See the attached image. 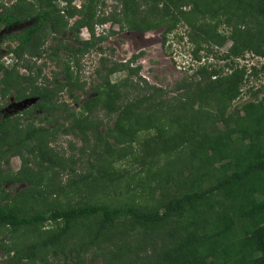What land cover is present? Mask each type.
Masks as SVG:
<instances>
[{"label": "rangeland", "instance_id": "rangeland-1", "mask_svg": "<svg viewBox=\"0 0 264 264\" xmlns=\"http://www.w3.org/2000/svg\"><path fill=\"white\" fill-rule=\"evenodd\" d=\"M134 2L140 5L136 11ZM11 3L23 5L20 16L26 15L28 10L24 5L28 4L22 3V0H0V11L5 12L3 6ZM163 3L165 5L166 1L52 0L51 8L57 15H52L51 19L58 18L66 24L58 33L45 30L34 36V43L28 46V50H40V56L23 53L17 57L8 48V45L12 47L17 43L16 38L10 36L20 34L34 23V18H23L9 26L0 25V89L4 94L0 93V121L8 119L0 127L4 143L13 141L16 123L21 117L24 125L33 122L34 125L48 127L35 148V154L22 146L12 149L11 153L5 151L0 156V169L9 178L1 185L0 198L5 195L20 215L47 211L52 206L62 208L86 202L108 203L110 206L133 204L161 210V204L166 199L182 191L183 184L179 180L185 178L188 181L191 177L188 171H196L193 164L197 160L190 159L192 142L170 151L159 150V145L164 143L151 141L156 128L145 124V104L139 117L138 109L128 110V103L152 91V85L162 89L157 91L162 98L170 99L169 104L163 105L162 111L171 108V112L168 111L163 118L167 124L166 136L171 137L176 133L175 129L179 131L181 127L178 122L184 120L196 121L198 133L193 139H198L204 131L214 133L233 127L237 115L243 114L249 102H264V57L251 51L237 56L228 54L231 24L239 21L240 6H227V19L222 14L211 17L204 13L202 1L195 9L191 5H182L176 13L169 15L164 14ZM151 5L156 6L153 14L142 11ZM143 15L147 18L144 24ZM79 19L83 21L77 23ZM150 22L153 26L147 27ZM134 24L143 28H131ZM88 25L93 27L95 35L93 48L73 56L61 51L55 58L48 56L51 48L61 43L74 47L78 40L90 39ZM99 46L101 50H98ZM23 59L27 60L28 66L21 64ZM114 63L116 69L107 74V65ZM203 65L207 66L206 73L216 69L222 74L231 67L244 68L238 96L222 103L219 97L212 100L193 93L190 95L193 91L190 88L188 102L179 108L177 99L180 96L183 99L185 94L184 89H178L177 85L192 77L198 79L197 69ZM38 68L41 69L39 74ZM15 72L21 75V80H15ZM54 79L69 80L71 89L56 84ZM106 80L115 85L113 93ZM44 93L48 97L44 98ZM75 97H78L77 101ZM25 99L41 101L43 109L34 111L36 117L32 118V114L26 117L25 114L17 115L19 109L3 110L7 103L12 101L20 105ZM27 101L21 110L33 104L29 105ZM50 107L55 108L50 117L42 118ZM108 110L109 113H106ZM222 110H225L227 121L214 114ZM72 122L86 127V139L82 138L83 135L64 130ZM96 130L103 134L101 142H96ZM148 138L151 144L147 148L143 141ZM104 141L111 145L112 151H104ZM6 156L8 163L4 161ZM199 165L201 173L204 168L201 163ZM41 225L44 235L57 230L52 221ZM89 227L95 229V223L91 222ZM165 227L168 228V224ZM156 229H142L124 219L82 251L80 260H66L61 249L66 253L68 248L92 237L88 225L80 220L55 247H49L48 262L146 264L151 253L148 242L164 235L165 228H160L159 232ZM8 234L6 228L0 227V264H44L39 256L13 262L2 248L18 247L29 239L33 240L32 227H23L6 236ZM52 248L58 250L57 254L52 252ZM206 264L216 263L209 259Z\"/></svg>", "mask_w": 264, "mask_h": 264}, {"label": "trees", "instance_id": "trees-1", "mask_svg": "<svg viewBox=\"0 0 264 264\" xmlns=\"http://www.w3.org/2000/svg\"><path fill=\"white\" fill-rule=\"evenodd\" d=\"M51 1L22 0V3L28 4L24 5L28 11L23 17L20 16V8L23 5L11 3L3 6L6 11H0V25L9 26L23 18H34L32 25L22 30L20 34L10 36V38H16L17 43L12 47L8 45V48L17 57H21L23 53L34 56L42 54L37 49L28 50V46L33 45L34 36L37 33L45 30L54 33L63 31L66 21L58 18L51 19L52 15H57L51 8ZM165 1L166 3L163 5L166 15L176 13V9L182 5H191V8L195 9L202 1L204 13H208L211 17L222 14L228 19L229 11L226 7L240 6L242 8L240 19L231 24L229 36L231 44L228 54L237 56L245 51H251L264 57V0ZM139 6L134 2V11ZM155 8L156 6L151 5L142 11L152 13ZM179 12L183 13L184 11L180 10ZM141 18L144 24L147 18L144 15ZM82 21L83 19H79L77 23ZM83 24L85 25V23ZM150 26H153V22L147 25V27ZM130 27L136 30L143 28L138 24ZM89 28L90 39L78 40L74 47H69L68 43H61L52 47L48 56L55 58L59 51L65 52L67 56H73L93 48L95 35L93 27L89 26ZM98 50H101L100 46ZM21 64L28 66L27 60ZM262 67L264 68V64ZM206 68L207 66L203 65L197 69L198 79L192 77L189 81L177 85L178 89H184L183 94H185L183 99L181 96L177 99V102L180 103L178 104L179 108L188 102L190 88L193 89L190 95L193 93L195 96L212 98V100L219 97L222 103L231 101L238 96L244 68L231 67L228 72L222 74L216 69L206 73ZM115 69L116 63L108 64L106 73L110 74ZM40 72L41 69L38 68L37 74ZM15 78L17 81L21 80V75L15 72ZM54 82L58 85H66L69 89L72 87V83L67 79L61 81L54 79ZM105 83L110 87V90L112 88L113 93L115 85H111L108 80ZM131 86L133 87L134 84ZM152 88L153 90L149 93L128 103V110L132 112L138 109L137 117H139L143 114L141 107L145 104L143 109L147 115L145 124L156 128V132L151 136V141L156 144L161 141L164 143L159 145V150L170 151L184 143L192 142L190 159L197 160L196 164H193L196 171L193 172L192 169L188 171L191 176L188 181H185V178L179 180L183 184L182 191L174 193L166 199L161 204V210H150L133 204L110 206L108 203L86 202L62 208L52 206L47 211L41 210L31 215H20L10 200L3 195L0 198V227H4L8 231L9 234L6 236H11L27 226L32 227V232L35 235L33 240L29 239L18 247L2 246L11 261L22 262L23 258L33 259L39 256L44 264H49L47 255L49 247H55L65 234L73 230L78 221L84 220L92 237L88 241L83 240L76 247L68 248L66 253L63 249L60 250L64 253L63 256L66 260L78 261L81 252L92 242L115 227L117 222L128 219L133 226H140L142 229L158 228L156 230L159 232L160 228H165L163 236L148 242L151 253L146 264H206L209 259H212L216 264H264V102H249L244 107L243 114L237 115L233 127H227V129L214 133L204 131L198 139H193L198 133L196 121L185 122L184 120L178 122V124L181 123V127L179 131L175 129L176 133L171 137L166 136L167 124L163 120L166 114L171 112V108L162 111L163 105L169 104L170 99H164L161 94L157 93L158 90H162L160 87L152 85ZM17 90L19 91L18 88ZM0 93L4 96L3 89H0ZM43 97H48V95L44 93ZM77 99L78 97L74 98L75 101ZM40 109H43V106L38 100L31 104V107L17 111V115L25 114L24 117H26L32 114L33 118L37 116L34 111H40ZM53 109L55 108H48L42 118L50 117ZM106 113H109V110ZM224 113L225 110H222L214 114L218 115L217 118L227 121V118H224ZM7 120V118H3L0 121V127ZM21 121L22 117L16 123V132L11 142L4 143L0 128V145L2 144L0 156L5 151L11 153L12 149H19L22 146H25L27 151L32 154L36 153L35 148L39 146L48 127L34 125L33 122L24 125ZM226 124L228 125V123ZM123 126L121 125V127ZM64 130L83 135L84 139L87 138L86 127L78 126L74 122ZM96 134V142H101L103 134L99 130H96ZM149 140L148 138L143 141L144 147H149L151 144ZM103 146L105 152L112 151L111 145L106 141L103 142ZM4 161L8 163V156L4 157ZM200 163L204 168L201 173H199ZM2 171L0 169L1 191L2 183L9 179L3 175ZM36 193L40 192L36 191ZM45 221L55 223L57 230L44 235L45 232L40 227ZM91 222L95 223V229L89 227ZM166 224H168V228L165 227ZM52 252L57 254L58 250L52 248Z\"/></svg>", "mask_w": 264, "mask_h": 264}, {"label": "water", "instance_id": "water-1", "mask_svg": "<svg viewBox=\"0 0 264 264\" xmlns=\"http://www.w3.org/2000/svg\"><path fill=\"white\" fill-rule=\"evenodd\" d=\"M26 99H25V101H23L22 102V104H20V105H17V104H15V103H13L12 105H14V110H17V109H19V110H21V108L23 107V106H26ZM36 101V99H30L29 101H27V103L30 105L31 103H34Z\"/></svg>", "mask_w": 264, "mask_h": 264}, {"label": "flooded vegetation", "instance_id": "flooded-vegetation-1", "mask_svg": "<svg viewBox=\"0 0 264 264\" xmlns=\"http://www.w3.org/2000/svg\"><path fill=\"white\" fill-rule=\"evenodd\" d=\"M11 102H12V101H11ZM3 110H6V111H7V110H10V111H11V110H14V108H13V106H12L10 103H9V104L7 103V104L4 106V109H3Z\"/></svg>", "mask_w": 264, "mask_h": 264}, {"label": "built area", "instance_id": "built-area-1", "mask_svg": "<svg viewBox=\"0 0 264 264\" xmlns=\"http://www.w3.org/2000/svg\"><path fill=\"white\" fill-rule=\"evenodd\" d=\"M10 104L12 105L13 103L11 102Z\"/></svg>", "mask_w": 264, "mask_h": 264}]
</instances>
